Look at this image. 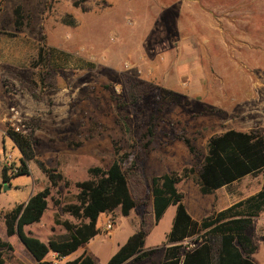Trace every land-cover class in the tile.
Segmentation results:
<instances>
[{
	"label": "rangeland",
	"instance_id": "374dc122",
	"mask_svg": "<svg viewBox=\"0 0 264 264\" xmlns=\"http://www.w3.org/2000/svg\"><path fill=\"white\" fill-rule=\"evenodd\" d=\"M40 46L57 49L60 60L40 59ZM254 65L262 66L263 78L264 0H0V214L51 185L43 163L63 179L52 187L41 221L25 231L45 242L63 239L69 232L60 222L80 223L64 210L78 202L77 183L90 179L91 167L108 168L118 148L141 152L143 174L152 178L198 167L214 135L232 128L264 133V86L254 85ZM123 73L160 88L129 104ZM24 123L35 158L27 160L29 173L16 175L24 153L7 130ZM263 186L264 171L212 194L201 193L196 173L178 184L203 215ZM175 212L171 206L147 237L146 249L156 245L152 256L128 264H161ZM143 214V206L128 216L120 209L103 213L89 243L61 260L54 252L47 258L66 262L88 251L96 264H107ZM249 233L258 245L253 258L264 264V211ZM0 239L14 245L5 249V264H36L2 223Z\"/></svg>",
	"mask_w": 264,
	"mask_h": 264
},
{
	"label": "trees",
	"instance_id": "16d2710c",
	"mask_svg": "<svg viewBox=\"0 0 264 264\" xmlns=\"http://www.w3.org/2000/svg\"><path fill=\"white\" fill-rule=\"evenodd\" d=\"M16 23L19 30L22 22L18 19ZM62 53L67 61L69 54ZM38 54L42 60L48 59V56L51 60H60L57 49L47 50L40 46ZM90 65L95 66L93 62ZM122 80L129 104L138 103L150 91L160 88L153 82L135 78L129 73H123ZM162 92L165 94L167 90L163 88ZM7 133L24 153L22 164L16 167L15 174L29 173L27 160L35 158L32 138L13 128L8 129ZM183 140L191 153L197 155L191 141ZM142 161L141 152L118 148L108 168L95 166L89 169L90 179L77 183L78 202L64 206L66 212L80 220L79 224L69 220L60 222L69 232L66 238L45 242L25 231L27 225L41 221L49 205L52 187L63 179L62 173L55 172L43 163L41 166L48 174L51 185L33 194L27 204H20L12 211L0 214V223L8 236L19 237L36 259V264H96L87 251L74 260H60L77 252L100 233L98 222L103 213L120 209L124 216H128L134 208L143 206L144 214L139 229L107 263L123 264L132 257L138 261L145 260L155 251L145 250L146 239L167 210L175 206L176 215L162 264H256L251 254L257 247L246 230L264 211V186L249 197L198 221L189 213L184 193L178 184L196 173L201 192L211 194L246 176L260 174L264 171L262 129H229L212 136L207 154L199 166L185 167L181 172L172 171L149 178L143 174ZM9 168L8 165L3 168L5 182H9ZM2 190L3 184L0 183V193ZM5 249L14 250V245L0 239V264L6 262ZM51 252L56 253L60 260H49L47 257Z\"/></svg>",
	"mask_w": 264,
	"mask_h": 264
},
{
	"label": "crops",
	"instance_id": "0c3cea01",
	"mask_svg": "<svg viewBox=\"0 0 264 264\" xmlns=\"http://www.w3.org/2000/svg\"><path fill=\"white\" fill-rule=\"evenodd\" d=\"M251 68L254 70V72H255V74H256V76L258 77L255 81H254V85L255 86H260V87H262V86H264V77L263 78H260L259 77V74H260V68H262V66H258V65H254V66H251ZM264 68V67H263ZM257 72H259V74H257ZM253 79V78H252ZM259 90V89H258ZM262 90V89H261ZM261 112L263 113V115H264V110H261ZM232 129H235V128H232ZM237 130H241V129H237ZM245 178V177H244ZM238 182V181H237ZM236 183V182H235ZM235 183H233V184H235ZM232 184V185H233ZM226 187H229V186H224V187H222V188H220V189H217L215 192H219L220 190H222L223 188H226ZM201 190V189H200ZM215 192H213V193H215ZM202 193V192H201ZM203 194V193H202ZM212 194V193H211ZM203 195H205V194H203ZM252 195V194H251ZM185 196V195H184ZM250 196V195H249ZM249 196H247V197H249ZM246 197V198H247ZM244 199V198H243ZM223 200H226V199H223ZM240 200H242V199H240ZM240 200H238V201H240ZM238 201H236V202H238ZM184 202H185V204H186V206H187V209H188V211H189V213L193 216V218L194 219H196V220H198V221H201L202 219H204L205 217H207V216H210L211 214H213L214 212H218V211H221V210H223V209H226V208H228V207H230V206H232L233 204H235L236 202H233V203H230V204H228V205H221V207L218 209V210H216V211H213L211 214H207V215H203V213H202V210H201V207H198V205L197 204H195L194 202H192V201H190L186 196L184 197ZM169 210V209H168ZM168 210H167V212H168ZM165 213V215L166 214H168V213ZM164 215V216H165ZM175 215H176V212H175ZM175 215H174V218H175ZM259 217V216H258ZM174 218H173V221H174ZM257 218V217H256ZM255 218V219H256ZM255 219H254V221H255ZM163 220V218L160 220V222ZM159 222V223H160ZM141 223V222H140ZM158 223V224H159ZM157 224V225H158ZM253 224H254V222H253ZM252 224V225H253ZM156 225V226H157ZM252 225L246 230V233H247V235L252 239V241H253V243H254V245L257 247V249H256V251L253 253V254H251V258L254 260V254L257 252V250H258V245L256 244V242L254 241V239H253V236L249 233V231H250V229H251V227H252ZM155 226V227H156ZM172 226H173V223H172ZM139 227H140V225H139ZM139 227L138 228H136V231L139 229ZM155 227H154V229H155ZM153 229V230H154ZM171 229H172V227H171ZM171 229H170V231H171ZM135 231V232H136ZM170 231H169V233H170ZM134 232V233H135ZM153 232V231H152ZM151 232V233H152ZM150 233V234H151ZM169 233L166 235V240H167V242H168V235H169ZM149 234V235H150ZM148 235V236H149ZM164 239V240H165ZM128 240V239H127ZM147 240V239H146ZM163 240V241H164ZM162 241V242H163ZM127 242V241H126ZM125 242V243H126ZM124 243V244H125ZM169 244V243H168ZM146 245V244H145ZM122 246V245H121ZM167 245H166V249H167ZM120 248V247H119ZM152 248H156V245H154V246H152V247H150V248H145V250H152ZM166 249L164 250V258H165V254H166ZM155 250V249H154ZM88 252V251H87ZM155 252V251H154ZM153 252V253H154ZM244 252V251H243ZM245 253V252H244ZM152 256V254L147 258V259H149L150 257ZM164 258H163V260H164ZM136 260L135 259V257H132V258H130V259H128L126 262H124L123 264H128L130 261H132V260ZM147 259H145V260H147ZM260 259H262L263 260V257H260ZM162 260V261H163ZM136 261H138V260H136ZM141 261H144V260H141ZM162 261H161V264H162ZM254 262H255V260H254ZM256 263V262H255Z\"/></svg>",
	"mask_w": 264,
	"mask_h": 264
},
{
	"label": "built area",
	"instance_id": "2783aa9c",
	"mask_svg": "<svg viewBox=\"0 0 264 264\" xmlns=\"http://www.w3.org/2000/svg\"><path fill=\"white\" fill-rule=\"evenodd\" d=\"M11 110L14 112V118L13 119L17 118L18 112L15 110V108H12ZM13 129L16 130V131L22 132L23 134H28L29 133L28 132L29 127H27V125L25 123L22 124V126L13 124ZM10 158H12L11 155H10ZM105 228L107 230L111 231L114 228V221L112 219H108L107 222H106Z\"/></svg>",
	"mask_w": 264,
	"mask_h": 264
}]
</instances>
